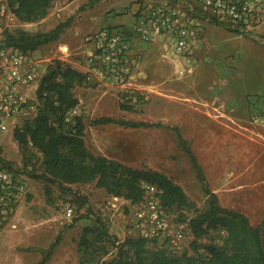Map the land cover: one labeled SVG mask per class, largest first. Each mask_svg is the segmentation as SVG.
Masks as SVG:
<instances>
[{"label":"rangeland","instance_id":"rangeland-1","mask_svg":"<svg viewBox=\"0 0 264 264\" xmlns=\"http://www.w3.org/2000/svg\"><path fill=\"white\" fill-rule=\"evenodd\" d=\"M95 1L87 2L82 8ZM138 1L142 0H106L103 7L110 11L103 22H99L101 28L133 23L131 9ZM205 27L206 43L199 52L197 65L201 68L199 74L173 78L172 86H167L166 77L160 76L163 85L159 90H149V99L134 108H122L127 104H123L117 92L102 85L98 79L92 83L86 80L75 88L80 98L76 115L85 122V139L94 152L135 167L159 170L180 184L197 204L193 210H180L191 218L197 212L206 211L210 199L176 131L177 127L180 128L202 164L210 187L219 195L220 203L245 213L254 225H258L264 219V126L250 121V99L264 94V24L254 33H240L214 22H206ZM36 28L42 29L41 26L29 27V32ZM21 29L23 27L15 18L12 30ZM87 38L85 43L89 47ZM56 50L53 45L44 50V54H34L52 57L50 65L59 59L54 58ZM67 58L84 60L88 53L71 54ZM109 114L153 125L91 124L93 119ZM67 121L73 123V116L68 114ZM39 166L37 163L38 171ZM31 170L30 165L25 173L30 182ZM38 181V192L31 191L22 203V206H29L24 224L30 229L17 232L16 237L32 234L38 241L13 246L7 233L0 231V264H36L59 235V244L44 264H102L118 254L119 249L113 240L115 236L119 238L121 232L131 235V204L122 198H113L95 182L60 186L43 179ZM33 197L36 198L34 203ZM68 202L75 207L73 218L66 214ZM98 220L105 222L112 237L99 238L92 231L99 226ZM226 237V229L210 227L190 239V243L195 240V245L190 244L186 253L206 255L208 244L225 246ZM148 248L153 252L162 250L156 242H149Z\"/></svg>","mask_w":264,"mask_h":264},{"label":"built area","instance_id":"built-area-1","mask_svg":"<svg viewBox=\"0 0 264 264\" xmlns=\"http://www.w3.org/2000/svg\"><path fill=\"white\" fill-rule=\"evenodd\" d=\"M131 10L133 23L105 25L87 38L90 70L86 75L89 82L98 81L111 88L123 104L134 107L150 97L149 90L141 84L144 53L149 47L159 45L170 52L179 63V73L186 75L199 65V52L206 43V22L222 23L240 33H254L264 24V0H142ZM15 18L10 0H0L1 131L9 128V120L20 125L36 117L39 100L31 96L30 90H38L51 61L47 64L34 51L7 43ZM250 101V121L264 126V94ZM76 113L77 107L69 114ZM144 187V198L130 203L131 235L160 244L169 255L183 254L194 236L189 219L181 218L179 212L162 204L156 184L145 183ZM30 193L29 176L0 159V231L12 223ZM65 210L70 218L74 217L71 202L66 203Z\"/></svg>","mask_w":264,"mask_h":264},{"label":"trees","instance_id":"trees-1","mask_svg":"<svg viewBox=\"0 0 264 264\" xmlns=\"http://www.w3.org/2000/svg\"><path fill=\"white\" fill-rule=\"evenodd\" d=\"M55 0H10L12 10L22 22H35L45 18ZM73 21L70 17L55 28L32 33L25 29L7 35V43L24 51H34L39 46L57 40ZM87 75L61 59L54 60L37 90L39 111L33 119L24 120L14 130L25 166H32L30 175L60 186L74 183L95 182L97 187L105 188L109 194L124 197L132 203L145 196V183H154L160 189V199L168 209L177 211L181 218L189 219L195 237L205 233L210 227L227 230L225 246L208 244L206 255L184 252L169 255L163 250L151 251L148 239L129 235L123 241L114 237L118 254L102 264H264V219L254 225L243 212L228 208L220 203L219 195L210 187L204 168L195 151L176 128L182 145L192 158L204 190L209 195L210 206L204 212H197L188 218L180 210H193L196 202L172 177L150 167H135L108 155L90 149L85 139V122L80 115L73 116V123L67 121L68 114L80 104L75 92L79 84L86 83ZM122 108H134L126 105ZM115 123L128 127L150 126L143 121H133L103 115L91 124ZM38 152L41 157H38ZM38 157L37 160L35 158ZM9 166L12 163L4 161ZM40 163V171L37 169ZM49 186H47L48 193ZM99 226L92 228L99 238L112 237L105 222L98 220ZM89 230V227L86 228ZM61 239L59 235L52 243L42 260L44 264ZM195 241V240H194ZM194 241L192 244H194ZM195 245V244H194Z\"/></svg>","mask_w":264,"mask_h":264},{"label":"crops","instance_id":"crops-1","mask_svg":"<svg viewBox=\"0 0 264 264\" xmlns=\"http://www.w3.org/2000/svg\"><path fill=\"white\" fill-rule=\"evenodd\" d=\"M90 1L91 0H55L48 15L45 18L35 22H22L17 17L23 29L27 31H30L29 27L31 29L34 27H42V29L36 28V30H32V33L49 31L55 28L61 22L69 19V17H75L72 23L66 27L57 40L39 46V48L34 50V52L44 54V50H46L49 46L54 45L57 48L54 58L62 59L66 63L86 74L90 70L87 58L84 60H69L67 57L71 54L83 55L86 52L89 54L90 46L88 47V45L85 43L86 38L88 35L97 32L101 28V24L99 25V22H103L105 15L110 11H105L103 7V4L106 0H96L93 5L90 4L86 8H82L87 2ZM85 46H87V48ZM153 47L154 48L149 47V49H147L144 53L145 61L142 66L141 73V84L144 88L158 91L159 87L163 85V81L161 79L159 80L160 76H165L166 85L172 86L174 84L173 80L177 79V77L196 76L201 72V68L198 66L189 70L186 75H181L179 73L180 66L176 58H174L170 52L164 51L159 45ZM41 58L46 61L47 64L48 60H53L52 57L41 56ZM30 94L34 98H37V91L32 92L30 90ZM91 100V97H89V101ZM98 104H100V101ZM78 107L79 105L77 108ZM15 122L16 121L14 120H9V128L6 131L0 130V159L2 162L7 161L12 163L17 169L26 173L28 172V167L25 166L20 145L14 138V130L18 126V124ZM38 155L41 157L40 152H38ZM39 185L38 179L32 177L30 189L33 193L38 192V188L40 187ZM112 196L113 198L116 197L114 195ZM119 198L124 199L126 203H131L130 200L124 197ZM35 199L36 198L33 197L32 203H34ZM28 212L29 206L21 205L12 223L1 231L7 233L6 236L9 238V241L13 246L18 244L31 245L35 241H38V239L33 238L32 234H25L16 238L17 232H26L25 229H30V226L26 227V224H24ZM121 233L122 234L118 236L119 240L123 241L128 234L127 232Z\"/></svg>","mask_w":264,"mask_h":264}]
</instances>
